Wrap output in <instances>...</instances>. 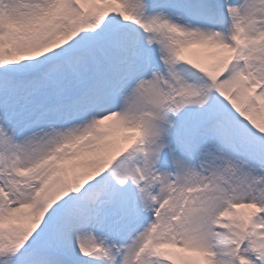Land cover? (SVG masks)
<instances>
[{"label": "snow or ice", "instance_id": "snow-or-ice-1", "mask_svg": "<svg viewBox=\"0 0 264 264\" xmlns=\"http://www.w3.org/2000/svg\"><path fill=\"white\" fill-rule=\"evenodd\" d=\"M0 264H264V0H0Z\"/></svg>", "mask_w": 264, "mask_h": 264}]
</instances>
